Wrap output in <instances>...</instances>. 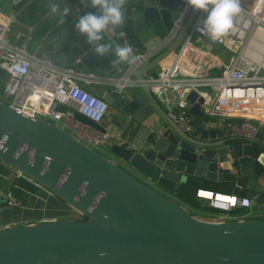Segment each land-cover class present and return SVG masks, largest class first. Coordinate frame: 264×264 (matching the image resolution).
Instances as JSON below:
<instances>
[{"label": "water", "instance_id": "water-1", "mask_svg": "<svg viewBox=\"0 0 264 264\" xmlns=\"http://www.w3.org/2000/svg\"><path fill=\"white\" fill-rule=\"evenodd\" d=\"M54 2L48 1L47 6ZM185 3L126 0L124 23L119 27L136 36L154 35L152 44H166L169 28L181 17L179 40L196 12L190 6L185 13ZM67 6L71 9L67 27L57 21L39 31L38 50L53 63L99 65L106 76L137 78L140 90H134L133 84L122 89L100 84L97 92L124 120L142 124L153 111L152 94L142 80L163 52L127 70L130 61H120L115 54V47L122 46L119 36L106 31L100 43L112 48L97 56L74 30L85 10ZM0 9L11 11L10 0H0ZM30 33H19L15 44H23ZM202 91L212 92L205 87ZM186 98L195 124L189 132L167 117L169 125L161 131L149 130L152 136L137 147L107 142L109 155L54 122L18 111L0 99V162L85 217L0 228V264H264V217L204 220L176 199L177 185L192 175L218 182L222 190L229 187L231 193L249 198L248 207L264 212V152L258 143L219 136L214 127L194 135L206 101L193 89ZM54 108L62 111L65 106L57 102ZM158 110L164 113L159 106ZM75 115L105 129L99 122ZM259 136L264 137V127ZM7 198L0 191V206L7 205Z\"/></svg>", "mask_w": 264, "mask_h": 264}, {"label": "built area", "instance_id": "built-area-1", "mask_svg": "<svg viewBox=\"0 0 264 264\" xmlns=\"http://www.w3.org/2000/svg\"><path fill=\"white\" fill-rule=\"evenodd\" d=\"M21 1L10 0L11 5ZM66 2L77 11L85 9L80 0ZM240 4L241 12L234 17L233 27L220 38L195 30L197 23L206 16V13L197 10L172 61L162 64L155 75H148L142 81L151 94L164 103L168 117L184 131L193 127L188 114V91L193 89L198 92L202 87L211 89L212 97L205 100L206 104L201 109L203 114L213 117L211 123L219 136L239 137L247 142L259 143L262 139L259 131L264 127V0H242ZM189 7L185 3V13ZM1 12L6 11L0 9ZM12 19L10 15L9 20ZM180 23L181 17H178L166 34L167 40L175 36ZM194 32L201 34L207 42L235 46L227 62L216 63L219 66L217 73L201 71L207 50L190 40ZM8 34V25L0 20V68L5 74L2 92L8 97L4 100L0 96L1 100L18 111L54 122L91 148L97 149L98 145L107 142L122 143L119 136L111 134L106 128L101 130L81 121L75 114L99 122L108 111V103L98 92L90 91L87 85L111 84L122 89L138 85V80L130 82L124 75L99 77L71 65L60 66L27 51L23 44H15ZM118 35L123 46L132 48L127 70L154 54L153 51L137 50L124 29H119ZM57 102L65 109L56 110L54 106ZM250 119L257 124L250 123ZM195 195L207 199L208 205L219 210L207 214L206 220L227 219L228 211L249 204V198L245 196L222 191L196 188ZM7 203L15 204L16 201L9 197Z\"/></svg>", "mask_w": 264, "mask_h": 264}, {"label": "crops", "instance_id": "crops-1", "mask_svg": "<svg viewBox=\"0 0 264 264\" xmlns=\"http://www.w3.org/2000/svg\"><path fill=\"white\" fill-rule=\"evenodd\" d=\"M50 0H23L18 4L12 5L11 11H6L5 13H0V20L8 25V36L11 41L15 43L16 37L19 33H27L31 31V38L27 40H32V46L29 52L35 53L37 56L43 57V54L37 48V38L39 36V31H43L47 29L51 24L57 22L59 20V13H53L51 11V6L47 3ZM62 8V7H61ZM85 12L92 11L90 8H85ZM197 11V10H196ZM48 15H46L47 13ZM188 11L186 12L188 14ZM196 13V12H195ZM194 13V15H195ZM186 14V15H187ZM12 15L13 19L9 20V16ZM193 15V18H194ZM193 18L189 24L191 25ZM66 19V18H65ZM68 19H66L67 23ZM66 23L60 26L67 27ZM66 24V25H65ZM188 26V28H189ZM180 27V26H179ZM187 28V29H188ZM121 29L119 26L113 27L109 25V29L107 30L112 36H119L118 31ZM126 32V36L129 41H131L137 50L139 51H153V55L147 56L142 62L141 65L148 63L152 58H154L159 53L163 52V56L161 59L152 64L145 71L144 77L148 75H155L158 69L162 64H166L172 61L177 51L179 44L182 41V37L178 40L179 37V28L174 37H172L166 44H162L161 42L152 44L151 39L154 35L147 34L146 36H136L130 32L129 28L124 29ZM177 36V37H176ZM26 40V41H27ZM121 42V39L119 37ZM23 45H25V42ZM177 42V43H175ZM174 44V46H172ZM122 44V42H121ZM123 46V45H122ZM25 47V46H24ZM60 66H66L64 64L55 63ZM213 65V64H212ZM71 66L80 69L82 71H90L99 77L105 76L102 71V68L97 65L91 68L84 67L83 65L75 62ZM203 69H201L202 71ZM213 70V69H212ZM210 74V73H209ZM214 74V73H212ZM128 78L130 82H136L137 78L133 76H125ZM99 84H89L87 87L89 90L91 89L93 92L98 91ZM134 90H140L138 85H134ZM203 87L199 89V94H202L205 100L210 99L212 97V92H203ZM150 102L152 103V113L145 118L142 124H138L136 121L132 119L124 120V117L115 109L110 108L107 113L104 114L102 119L99 121L101 125H103L106 130H108L111 134L117 135L120 137L122 143L124 145H128L131 147H137L144 142H147V138L152 136L149 134V130L161 131L162 128L166 125L168 126L167 121V110L164 103L160 100V98L152 95L150 96ZM158 106L163 110L164 113L158 110ZM201 126L197 128L194 135H200L202 129L213 127L214 125L211 123L213 117L203 114ZM192 125L195 124L191 121ZM177 125V124H176ZM178 126V125H177ZM179 127V126H178ZM182 130V129H181ZM184 131V130H183ZM216 134L219 135L217 130L215 129ZM189 132V131H186ZM120 141V142H121ZM106 144V143H104ZM107 145V144H106ZM261 151L264 152V137H262L261 141L258 143ZM16 172L13 168L8 165L0 162V191L4 193L8 198H13L16 203L8 204L6 206H0V228L7 227L11 225L18 224H26L38 221H47V220H57L64 219L66 217L73 218L75 213L73 210L59 200L54 195L50 194L44 188L34 184L29 179H26L22 176H15ZM193 180L201 187H209V186H217L218 182L211 181L204 177H195L192 175H187L186 180ZM228 193L230 192V188L227 187ZM165 194H169V192L159 189ZM178 201L183 203L179 197L176 198ZM247 206L239 205L235 208L228 211L229 218L227 219H244V218H252L257 217L256 215L262 214L264 212H256L252 208L246 211L244 208ZM218 212V211H216ZM254 215V216H253Z\"/></svg>", "mask_w": 264, "mask_h": 264}, {"label": "clouds", "instance_id": "clouds-1", "mask_svg": "<svg viewBox=\"0 0 264 264\" xmlns=\"http://www.w3.org/2000/svg\"><path fill=\"white\" fill-rule=\"evenodd\" d=\"M85 8H92L95 11H87L80 15L74 24V30L80 33L85 42L92 47L97 56H105L111 44L100 43L103 34L113 27L124 23V6L126 0H80ZM187 5L195 10L206 13L204 19L197 23V32H207L212 38H220L226 35L233 27L234 17L241 12L240 0H186ZM61 4L64 6L61 8ZM53 13H59L60 24L66 23V17L70 15L71 9L65 0H55L51 5ZM115 54L120 61L129 60L132 55L131 46L115 47ZM242 197V196H240Z\"/></svg>", "mask_w": 264, "mask_h": 264}, {"label": "rangeland", "instance_id": "rangeland-1", "mask_svg": "<svg viewBox=\"0 0 264 264\" xmlns=\"http://www.w3.org/2000/svg\"><path fill=\"white\" fill-rule=\"evenodd\" d=\"M242 0H240L241 2ZM190 40L194 43L199 44L202 48H204L205 50H207V54L205 55L202 63H201V69L206 70L210 64H216L217 62H227L229 60V58L231 57V55L233 54L234 50H235V46L233 44H216L214 42H207L205 40V38L201 35L198 34L196 32L192 33ZM33 41L27 40L25 42V49L26 50H30L31 46H32ZM208 69H207V73H208ZM209 74V73H208ZM4 78H5V74H0V96L5 100L6 98H8L7 96H5L2 92V85L4 82ZM90 91H92L90 89ZM110 108H108L109 110ZM111 110V109H110ZM107 145L106 144H100L97 146V150H99L101 153L105 154V155H109L108 151H107ZM117 163L120 165H124L120 160H117ZM210 188H214L218 191H222V192H227L228 193V189H219L217 186H209ZM246 211L249 209V207L247 206L246 208H244ZM74 211V210H73ZM191 213L200 218V219H206V215L202 214V213H193L191 211ZM254 216V215H253ZM257 217H264V215L262 214H258L256 215ZM79 218H81L80 216H77ZM69 217H66L64 219H68Z\"/></svg>", "mask_w": 264, "mask_h": 264}, {"label": "trees", "instance_id": "trees-1", "mask_svg": "<svg viewBox=\"0 0 264 264\" xmlns=\"http://www.w3.org/2000/svg\"><path fill=\"white\" fill-rule=\"evenodd\" d=\"M218 67L219 66H217L216 64H213V65L210 64V66L207 68L209 71L208 73H210V74L217 73L219 71ZM207 69L206 70L203 69L204 73H206V74H208ZM198 187H201V186L198 185L193 180H189V179L182 181L176 187L177 192H179V194H180L179 199L189 209V211L190 212L192 211L193 213L199 212V213H202L206 216L209 213H214L216 211H219L218 209L213 208L210 205H208L207 199L199 198L195 195V190ZM204 188L210 189V190H216V189L210 188V187H204ZM216 191H218V190H216ZM73 213H75V215H74L75 218H79L77 216H80L81 218H85L82 214H80L76 211H73Z\"/></svg>", "mask_w": 264, "mask_h": 264}, {"label": "bare ground", "instance_id": "bare-ground-1", "mask_svg": "<svg viewBox=\"0 0 264 264\" xmlns=\"http://www.w3.org/2000/svg\"><path fill=\"white\" fill-rule=\"evenodd\" d=\"M201 193H203V194H207V192H204V191H201ZM207 195H209V194H207ZM212 195H213V193H212Z\"/></svg>", "mask_w": 264, "mask_h": 264}]
</instances>
